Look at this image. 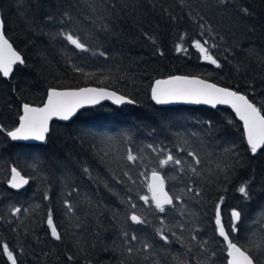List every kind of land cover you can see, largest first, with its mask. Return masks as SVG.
<instances>
[{"label":"trees","instance_id":"trees-1","mask_svg":"<svg viewBox=\"0 0 264 264\" xmlns=\"http://www.w3.org/2000/svg\"><path fill=\"white\" fill-rule=\"evenodd\" d=\"M0 18L25 60L10 78L0 77V253L7 243L18 264H226L217 204L226 230L231 211L241 212L240 231L232 234L237 243L264 237V150L254 157L248 152L241 125L228 110L162 108L149 99L156 79L199 76L264 106V0H0ZM61 32L78 37L89 51L76 49ZM196 40L209 42L222 68L202 59ZM181 44L187 53L176 52ZM82 87L108 89L135 103L102 104L66 124L54 122L41 145L7 138L24 103L42 105L50 88ZM129 150L139 157L135 164L126 159ZM168 153L181 163L160 168ZM12 167L29 180L17 192L7 188ZM153 168L169 194L181 198L164 213L139 199L148 194L140 173ZM244 184L247 197L238 191ZM16 207L21 212L13 216ZM49 210L61 241L47 227ZM133 211L146 223L133 225ZM157 229L166 230L169 243ZM133 234L138 241H131ZM145 242L152 245L147 252ZM0 264L10 262L0 254Z\"/></svg>","mask_w":264,"mask_h":264},{"label":"snow or ice","instance_id":"snow-or-ice-1","mask_svg":"<svg viewBox=\"0 0 264 264\" xmlns=\"http://www.w3.org/2000/svg\"><path fill=\"white\" fill-rule=\"evenodd\" d=\"M220 4H226L227 0H218ZM244 15H248L247 9H242ZM65 18L70 19L69 14H64ZM51 17H49L50 19ZM173 19H175L173 17ZM204 26L201 25V28ZM104 31H108L107 26L104 27ZM62 35L71 45L82 52H87L89 49L78 38L74 37L71 33L61 32ZM153 43L155 41L153 40ZM193 47L200 53L202 59L210 65H214L215 68H222V64L215 58L214 54L210 51L209 42L207 40L201 42L196 40L193 42ZM212 48L216 47L215 44L211 45ZM176 52L187 53V49L181 44L177 45ZM100 56H105L104 52L99 53ZM163 55V52H160ZM25 60L22 55L13 47L12 43L6 38L4 33V21L0 19V77L10 78L13 74L14 67L16 65H24ZM74 72L82 75H91L86 73L81 67L72 65ZM239 70V69H237ZM15 91V89L13 90ZM112 100L115 104H133L135 101L126 98L122 95H117L114 91H108L103 88L84 87L77 90H58L56 88H50L46 94V100L42 106H33L28 103L22 105V110L18 116V125L12 130H7V136L12 141H39L45 142L50 131V122L53 119L60 121L70 120L79 109L86 105L99 104L101 100ZM151 99L157 105L173 104V103H185L195 105H209L212 108H216L218 105H226L230 107L236 117L242 122L244 139L248 152L254 157L261 150H264V106H258L247 95L241 94L239 91L230 89L228 87L220 86L216 83L209 82L199 76H181L173 75L167 79H156L151 87ZM211 127V121L208 122ZM3 126H0V132H4ZM152 148L154 152L157 151L152 145L148 146ZM160 151H163L162 149ZM188 155L200 163L199 159L192 152H188ZM238 155V154H237ZM138 156L133 154L131 150L128 151L126 156L127 161L135 164L138 160ZM159 167L163 168L169 164L179 165L181 161L176 159L171 153H168L163 159L158 161ZM229 166L225 165V169ZM84 171L87 173L88 169ZM196 168H192V172L195 173ZM144 179V185L147 188V193L140 195L139 199L144 202V205L153 206L157 212L164 213L166 206H172L174 200L179 201V196H172L165 188V178L161 175L160 171L156 168L151 170L150 175L145 172L140 173ZM124 176L132 180V177L128 172L124 173ZM122 182V181H117ZM29 183V180L25 178L21 172L16 168H11V176L8 181V185L12 189H21ZM135 183V181H133ZM75 191V189H74ZM189 192L194 191L191 187L188 188ZM240 194L244 197L248 196L247 185H241L238 189ZM197 196L200 193H195ZM71 195V193H69ZM49 197L45 194V199ZM223 202L221 198L220 203ZM65 206L68 211L71 212L72 206L70 202L65 201ZM137 205L131 203V208L136 209ZM21 212L19 207L12 210L13 216H18ZM241 212L233 209L231 211V220L229 230H226L225 224L222 222L220 213V204L216 206L215 212V226L218 236L222 238V242L225 245L224 251L226 253V264H261L264 260V237L260 241L252 238L245 244H239L232 238V234L240 231ZM128 219L133 225H142L146 223V220L135 211L131 212ZM163 223V221H161ZM47 227L50 229L51 237L56 241H61V234L57 230V226L53 221L52 211L49 210L47 215ZM165 229H157V235L160 240L165 244L169 243V237L165 234ZM176 235L175 232L172 233ZM124 236L127 237L128 233L124 232ZM131 241H138L139 237L135 234L131 235ZM177 239H181L177 237ZM196 239L195 236L192 237ZM206 243V242H205ZM152 245L150 243H143V250L147 252ZM201 250H204V245H201ZM128 253L133 252L132 247H128ZM191 252V248L188 249ZM6 256L7 261L10 264H18L17 256L14 251L11 250L7 243L3 244L2 253ZM215 253H211V257H214ZM74 257L68 256V260H73ZM204 264V262H201ZM210 264V262H209Z\"/></svg>","mask_w":264,"mask_h":264},{"label":"water","instance_id":"water-1","mask_svg":"<svg viewBox=\"0 0 264 264\" xmlns=\"http://www.w3.org/2000/svg\"><path fill=\"white\" fill-rule=\"evenodd\" d=\"M0 19H1V18H0ZM16 66H21V65H16ZM167 78H168V77H166V78H162V79H167ZM2 79L7 80L8 78H3V77H2ZM154 82H155V81L152 82V84H151V86H150V89H149V99H150V101H151V103H152L153 105H155V106H157V107H162V108L176 107V106H185V107H205V108H208V109H217V108L225 109V110H228V111L234 116V118L236 119V121L241 125V129H242V132H243L242 122L239 120L238 117H236L235 112H234L230 107H228V106H226V105H218L216 108H212V107L209 106V105H195V104H185V103H173V104L157 105V104L151 99V87L153 86ZM82 88H84V87H82ZM95 88H96V87H95ZM79 89H80V88H79ZM69 90H77V89H69ZM106 90H108V89H106ZM108 91H111V90H108ZM46 94H47V92H46ZM117 95H120V94H117ZM45 100H46V95H45V98H44V101H43V102H45ZM42 104H43V103H42ZM102 104H108V105H111V106H114V107L130 106V105H132V104H115V103H113L112 100H108V99H106V100H101L99 104H95V105H86L85 107L79 109V110L77 111V113H79L80 111H82V110H84V109L97 107V106H100V105H102ZM40 106H42V105H40ZM21 110H22V106L20 107V112H21ZM77 113H76V114H75L70 120H68V121H60V120L53 119V121L50 122V125H51L52 123H54V122L66 124V123L70 122L72 119H74L75 116L77 115ZM17 125H18V120H17V124H16V126H17ZM16 126H15V127H16ZM11 130H12V129H11ZM6 136H7V133H6ZM243 136H244V134H243ZM7 138H8L12 143H16V144H24V145H41V144L44 143V142H39V141H12L10 137L7 136ZM244 140H245V139H244ZM245 143H246V141H245ZM149 175H150V174H149ZM10 176H11V170H10ZM10 176H9V179H10ZM9 179H8V181H9ZM26 186H27V185H25L23 188H25ZM7 188H8L9 190L13 191V192H17V191L23 189V188H21V189H19V190H17V189H12V188L9 187L8 182H7ZM153 206H154V205H153ZM166 207H168V206H166ZM217 236H218V233H217ZM218 237H219V236H218ZM219 238L222 240L221 237H219Z\"/></svg>","mask_w":264,"mask_h":264}]
</instances>
